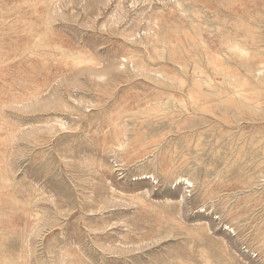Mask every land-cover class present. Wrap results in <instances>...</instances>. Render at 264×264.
Instances as JSON below:
<instances>
[{
	"label": "rangeland",
	"instance_id": "1",
	"mask_svg": "<svg viewBox=\"0 0 264 264\" xmlns=\"http://www.w3.org/2000/svg\"><path fill=\"white\" fill-rule=\"evenodd\" d=\"M0 264H264V0H0Z\"/></svg>",
	"mask_w": 264,
	"mask_h": 264
}]
</instances>
